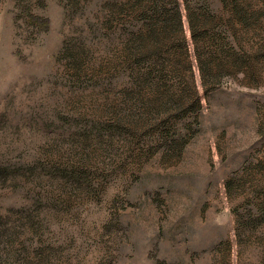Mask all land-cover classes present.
Returning <instances> with one entry per match:
<instances>
[{"label":"rangeland","instance_id":"rangeland-1","mask_svg":"<svg viewBox=\"0 0 264 264\" xmlns=\"http://www.w3.org/2000/svg\"><path fill=\"white\" fill-rule=\"evenodd\" d=\"M107 3L0 0V165L16 177L0 211L41 201L39 235L64 242L53 264H264V59L207 94L195 69L201 106L177 81L166 106L109 73L122 47ZM237 44L255 51L243 29ZM54 161L91 170L88 192L37 179Z\"/></svg>","mask_w":264,"mask_h":264},{"label":"trees","instance_id":"trees-1","mask_svg":"<svg viewBox=\"0 0 264 264\" xmlns=\"http://www.w3.org/2000/svg\"><path fill=\"white\" fill-rule=\"evenodd\" d=\"M107 4L104 24L107 27L114 21L120 24L122 47L117 64H113L114 58L106 59L116 70L109 73L118 72L123 86L138 94L144 89L156 93L160 88L158 94L166 106L175 105L170 86L176 81L201 106L194 83L195 69L207 94L228 81L223 78L229 65L238 74L243 62L264 59L261 5L257 0H108ZM184 16L190 40L184 30ZM239 29L252 40L253 54H238ZM69 67L73 69L75 64ZM7 171V166L0 165L1 180L16 178L7 176ZM89 174L92 172L85 166L65 167L54 161L45 175L37 179L49 176L65 188L80 183L88 192L92 182ZM35 202L26 211L21 208L9 209L7 213L0 211V264H53L58 247L64 242L56 243L54 235L50 237L45 232L39 235L50 223L35 213L41 201ZM12 213L17 215L14 219ZM244 217L239 214V227H249L250 218L243 220ZM26 235L30 237L23 238Z\"/></svg>","mask_w":264,"mask_h":264}]
</instances>
